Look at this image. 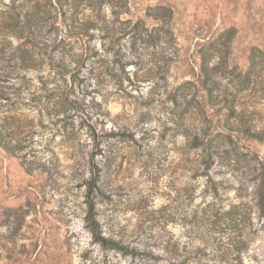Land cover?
I'll return each mask as SVG.
<instances>
[{
    "label": "rangeland",
    "instance_id": "obj_1",
    "mask_svg": "<svg viewBox=\"0 0 264 264\" xmlns=\"http://www.w3.org/2000/svg\"><path fill=\"white\" fill-rule=\"evenodd\" d=\"M263 179L264 0H0V264H264Z\"/></svg>",
    "mask_w": 264,
    "mask_h": 264
},
{
    "label": "trees",
    "instance_id": "obj_2",
    "mask_svg": "<svg viewBox=\"0 0 264 264\" xmlns=\"http://www.w3.org/2000/svg\"><path fill=\"white\" fill-rule=\"evenodd\" d=\"M258 204L260 206L261 212L264 214V179L261 182V186L259 189V197H258ZM96 207H95V203L93 200L89 201V208H88V213L86 216V219L89 221V223L92 225V230L94 232H97L96 227H97V223H96ZM99 239L101 240H106L105 238L98 236Z\"/></svg>",
    "mask_w": 264,
    "mask_h": 264
}]
</instances>
